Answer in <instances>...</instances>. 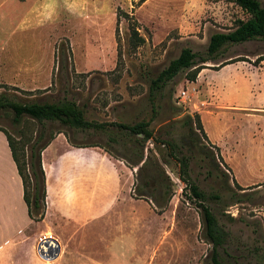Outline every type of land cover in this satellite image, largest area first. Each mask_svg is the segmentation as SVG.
<instances>
[{
    "label": "rangeland",
    "instance_id": "obj_1",
    "mask_svg": "<svg viewBox=\"0 0 264 264\" xmlns=\"http://www.w3.org/2000/svg\"><path fill=\"white\" fill-rule=\"evenodd\" d=\"M68 1L67 5L62 0V13L67 12L68 16L63 13L61 37L57 42L62 45L65 55L60 58L57 52L51 86L34 91L1 86L0 94L20 104L74 101L83 109L84 118L96 123L133 125L149 122L154 133L150 143L155 155L158 152L166 154L160 141L172 140L182 153L191 157L189 182L207 194L220 195V199L206 203L219 226L228 233L225 245L219 249V261L222 264H264V61L254 63L258 57H264V40L226 45L215 60L204 65L193 82L186 79L188 71H185L157 89L152 85L183 48L192 50L198 59L205 58L212 34L228 32L236 20H245L248 16L227 0H146L141 5L139 0ZM259 1L264 6V0ZM7 8L9 4L0 6V44L21 35L16 23L11 26ZM26 8L21 7L19 12ZM117 10L128 14L129 21L122 15L117 23ZM133 22H137L135 26L145 39L137 48L130 45L129 28ZM34 33L37 32H29L30 35ZM19 43L24 50L37 49L41 45L37 38ZM46 45L43 42L41 47L48 49ZM259 67H263L262 70ZM182 91L185 92L183 100L177 101L176 97ZM236 98L249 104L245 110L248 115L226 112ZM199 113L218 116L221 121L216 124L223 123L226 128H229L231 115L243 119L246 131L243 145L245 148L252 146V150H246L248 164L245 168L240 166L238 171L244 175L253 170L255 173L251 177H242L238 183L233 171L220 158L219 149L204 137L203 132L197 131L195 125L197 138H190L186 118L191 116L195 124V115ZM13 118L12 111H0V129L17 140V144L35 137L39 129L37 122L24 117L17 124ZM58 131H63L75 143L105 145L115 159L131 154L132 143L127 141L123 131L114 127L105 131L73 132L58 123H48L44 128L45 137ZM109 138H115L116 142H110ZM192 140L198 143V147L193 148V156L188 152ZM141 145L145 155L153 154L145 150L151 147L148 143ZM132 166L136 169L133 172L135 178L137 167ZM165 170L172 183L173 195L161 213L156 210L155 224L158 225L159 241L162 231L170 230V233L153 264H214L212 247L202 236L198 202L190 199L188 189L184 191L186 184L181 179L180 165L172 160ZM242 180L246 183L241 184ZM235 182L245 190L239 191ZM241 193L246 197L236 203L235 195ZM36 224V229H31L38 232ZM39 236L35 235L27 242L35 246L40 242ZM141 240L148 241L149 238ZM139 251L143 259L151 252L148 248ZM90 252L95 261L77 254L71 256L69 263L102 264L109 256L104 248ZM35 258L39 262L43 260L37 253Z\"/></svg>",
    "mask_w": 264,
    "mask_h": 264
},
{
    "label": "crops",
    "instance_id": "obj_2",
    "mask_svg": "<svg viewBox=\"0 0 264 264\" xmlns=\"http://www.w3.org/2000/svg\"><path fill=\"white\" fill-rule=\"evenodd\" d=\"M2 4H9L6 14L21 35L0 44V87L29 91L50 87L57 65L60 23L63 13L68 16L62 13V0H0ZM23 6L26 10L19 12ZM30 31L37 33L30 35ZM29 38H37L41 45L45 42L48 49L38 45L37 49L24 50L19 42ZM232 103L226 112L248 115L245 110L249 104L244 99L236 98ZM199 117L206 139L219 149L220 158L233 171L235 180L240 183L242 177L254 174L253 170L244 175L238 171L248 164L246 150H252V146L243 145V119L231 115L226 128L223 123L216 124L221 121L218 116L199 113ZM69 138L59 131L41 152L45 214L36 224L28 215L22 181L6 136L0 131V264H70L71 256L77 254L95 261L90 252L95 248L108 250L109 256L102 264H153L170 230L162 231L159 241L155 205L133 194L136 169L115 159L105 145H72ZM35 224L38 232L31 229H36ZM35 235H40L38 240L52 237L58 242L56 259L39 262L35 258L38 243L34 246L27 242ZM144 237L149 240L142 241ZM145 248L151 252L143 259L139 250Z\"/></svg>",
    "mask_w": 264,
    "mask_h": 264
},
{
    "label": "trees",
    "instance_id": "obj_3",
    "mask_svg": "<svg viewBox=\"0 0 264 264\" xmlns=\"http://www.w3.org/2000/svg\"><path fill=\"white\" fill-rule=\"evenodd\" d=\"M146 0H139V5ZM236 5L243 11L248 18L245 20L238 19L235 21L234 27L228 32H217L210 36L205 58H199L189 48H183L177 58L171 60L167 67L163 69L158 76L152 81L153 87L156 89L161 85L173 80L179 73L188 71L186 79L195 81L199 72L205 68V64L215 60L221 49L226 45H237L254 40H264V6L259 0H227ZM129 21L128 14L117 10V23L120 17ZM131 24L130 45L133 48L140 47L145 39L138 32L137 22ZM59 57L65 55L62 45L57 47ZM264 61V57H258L255 64ZM60 64V62H59ZM10 110L14 114L13 121L17 124L24 117L35 121L39 125V129L33 139L26 142L18 143L6 131L0 129L6 136V140L11 152V156L16 165L17 172L21 178L23 185V200L27 206L28 215L31 220L40 222L45 214V174L41 166V152L50 143L54 134L45 137L44 128L48 123H58L60 126L72 130L73 132H84L86 130H107L108 127H114L119 131H123L127 141L132 143L130 147L131 154L129 156H121L127 166L135 164L137 172L135 174L134 195L138 199L151 201L159 213H161L169 204L172 195V183L165 170V166L175 160L180 165L181 179L186 184L184 191L188 189L190 199L198 202L200 208L201 224L203 228L202 236L206 243L211 245V259L214 264H222L219 261V249L222 248L228 238V233L218 224V221L211 209L206 203L209 200H218L220 195L207 194L200 190L194 183H190L187 176L191 157L182 153L181 149L172 140L160 141L164 145L166 154L158 152L150 143L154 133L149 128V122L142 121L133 125L123 123H96L87 121L84 118V111L74 101L64 100L60 103H29L20 104L11 101L4 94H0V111ZM186 125L190 133V138L196 137L195 129L203 132L200 117L195 115V124L192 117L187 116ZM195 125V129H194ZM59 132V131H58ZM57 133V132H56ZM205 137V134L203 132ZM110 142H116L115 138H109ZM72 145H77L69 138ZM148 143L150 148L145 150L152 151V155H145L142 145ZM191 147L188 148L189 155H194L193 148L198 147V143L192 140ZM27 149V152H26ZM27 153V154H26ZM113 155V154H111ZM212 159L215 160L214 155ZM204 160V159H203ZM211 173V172H210ZM224 178H227L224 175ZM235 186L239 191H244L236 182ZM259 186V185H258ZM257 186V187H258ZM188 197V198H189ZM236 203L241 202L246 195L244 193L235 195ZM232 219V218H230Z\"/></svg>",
    "mask_w": 264,
    "mask_h": 264
},
{
    "label": "water",
    "instance_id": "obj_4",
    "mask_svg": "<svg viewBox=\"0 0 264 264\" xmlns=\"http://www.w3.org/2000/svg\"><path fill=\"white\" fill-rule=\"evenodd\" d=\"M38 256L47 261H52L56 259L60 252V247L58 242L52 238H43L37 245Z\"/></svg>",
    "mask_w": 264,
    "mask_h": 264
},
{
    "label": "built area",
    "instance_id": "obj_5",
    "mask_svg": "<svg viewBox=\"0 0 264 264\" xmlns=\"http://www.w3.org/2000/svg\"><path fill=\"white\" fill-rule=\"evenodd\" d=\"M184 95H185V92L184 91L180 92V94H178L177 97H176L177 98V101H182Z\"/></svg>",
    "mask_w": 264,
    "mask_h": 264
}]
</instances>
